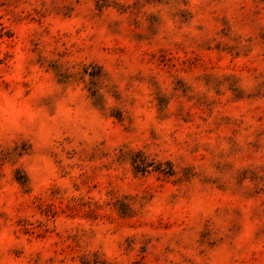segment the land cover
<instances>
[{"label":"rangeland","instance_id":"1","mask_svg":"<svg viewBox=\"0 0 264 264\" xmlns=\"http://www.w3.org/2000/svg\"><path fill=\"white\" fill-rule=\"evenodd\" d=\"M28 2L29 0H0V88L13 87L5 77L10 71L15 55L19 29L33 21L41 25L43 23L42 19L37 20L33 14L35 10L28 11L24 7ZM74 2L83 5L82 18L89 21L93 27L105 26L106 36L98 41L96 34H93L80 39L77 44L69 43L72 39L69 33L52 36L48 28H44L41 34L32 33L29 39L33 45L34 56L25 59L24 75H31L29 69L38 66L40 72L47 74V83L52 85V91L44 95L37 94L28 100V111L35 114L32 123L38 126L45 113L47 116L55 113L56 103L67 98L68 89L75 92L79 88L82 95L77 97L76 104L82 103L85 111L94 109L104 119H108L109 114L113 113L116 120L111 127L116 129V134L109 139L117 146L112 148V152L117 156L124 155V159H120L117 165L121 175L110 178L107 185L116 202L110 208L93 209L79 202L65 205L57 203L54 198L32 199L30 193L26 192L30 189L26 188L27 177L21 157L35 154L30 142L36 141L37 138L23 131L14 132L11 139L7 135L0 138V189L11 186L14 179L20 182L22 190L16 197L17 214L32 211L49 218L60 216L103 218L116 227L114 232L118 230L126 233V230H134L136 234L128 236L123 244L117 242L118 247H123L125 259L122 264H161L160 255L147 247H141L139 250L135 247L136 241L147 239L139 232L147 223L141 216V210L148 203L147 199L151 197L164 199L165 204L174 207L178 196H186L190 190L188 185H191V179L185 185L178 179L183 169L190 167L198 169L194 175L199 178L204 174L206 163L223 174L231 170V165L226 162V155H235L233 137L237 135L238 125L229 115L233 110L232 103L235 102L233 97H229L221 105L216 117L212 118L213 106L220 104L221 101L209 100L206 92L195 91L189 82L202 83L206 89L214 91L222 99L224 96L222 86H226L225 90L229 91L232 87L238 88L242 76L247 74L256 81V84L250 93H242L241 97L238 94L237 98L264 99V23L260 22L264 21V0H251L250 6L248 0H245L240 5L242 20L254 25V31L257 32L256 44L260 51L254 57H249L252 38L242 44L241 37L229 33L225 27L226 21H221L214 13L211 14L212 23L215 25L212 29L215 35L212 38L207 36L208 30L201 24L196 29L202 33L199 37L184 34L180 42L169 41L163 45H160L159 41L153 42L154 37L161 31L166 32L165 20L161 16L163 6H167L164 15L173 20L179 31L181 25L189 23L191 14L186 9L181 12L178 5H187L189 0H133L132 4H128L127 0H74ZM71 4L72 0H60V5L64 9L69 8ZM145 6L149 9L161 7L153 13L144 10ZM111 9H115L117 17L124 16L125 13L127 16L123 20L114 18ZM76 15L79 16L81 13L77 12ZM83 30L82 26L77 30L76 36L79 37ZM43 37L49 39L45 40ZM164 39L166 41L169 39L167 34ZM212 39L218 41L215 47L211 46ZM88 60L93 66L103 65L100 70L93 68L91 78L83 72L86 71ZM21 86L27 87L24 84ZM87 91L94 92V95H88ZM75 106L71 103L66 104L68 108ZM149 112H154V116L146 122L145 114ZM254 112L256 123L261 125L256 135L264 136V106H257ZM181 118L184 124H179ZM209 118H212L211 123ZM167 119L173 121L177 131L187 134L191 144L185 141L184 154L178 155L173 161L156 164L158 153L150 152L149 145L143 143L141 138L147 133L149 140L160 139L156 126L163 124ZM19 120L23 124L27 121V116L22 115ZM227 133L231 135L220 136ZM170 135H174V132ZM212 136H216L215 145L201 143V140ZM221 139L231 145L227 154L223 150L217 151ZM137 142L141 143V147H133ZM21 144L29 147L20 151ZM91 147V156H95L99 146L94 144ZM201 147L207 156L197 152ZM103 155L107 157L109 153L106 151ZM85 158H88V154H85ZM149 159L153 161L148 162ZM104 167L109 166L106 164ZM125 180L128 189L134 195L123 193L121 199L123 191L121 184ZM81 184L89 187V191L97 186L93 182V177L87 174L82 177ZM172 189H176L177 192L165 198L163 192ZM203 190L204 186L201 185V191ZM214 195L217 204L221 206L227 204L223 208L225 213L228 212V207L236 203L230 199L235 197L236 193H228L223 187L221 193ZM245 198L253 205L250 218L259 221L255 233V240L259 241L264 239V188H254L245 194ZM232 212L239 220L240 209L233 207ZM0 218L7 220L6 214L2 211ZM17 223L22 221L18 220ZM174 226L176 224L171 217L151 223L153 229L170 230ZM238 230L239 224L234 221L231 231L235 233ZM29 231L37 239L51 241L49 250L52 256L44 259L38 253L33 264H65L66 260L71 258L74 261L77 256H80L81 264H105L102 253L87 254L85 249L87 244L83 246L81 242L83 236L89 239L94 237V232L82 233L80 237L62 238L60 233L44 229L43 224L39 222ZM170 251L164 248L165 253ZM89 256L92 261H89ZM237 256L233 264H264V250L257 252L245 246ZM57 257L64 259L57 260ZM168 264L172 262L168 261Z\"/></svg>","mask_w":264,"mask_h":264},{"label":"clouds","instance_id":"2","mask_svg":"<svg viewBox=\"0 0 264 264\" xmlns=\"http://www.w3.org/2000/svg\"><path fill=\"white\" fill-rule=\"evenodd\" d=\"M244 2L245 0H211V3L210 0H189L187 5L179 4L181 12L186 9L191 14L189 23L181 25L179 31L173 20L164 15L167 6H163L164 11H161V16L165 20L166 32L161 31L154 37L153 42L159 41L160 45L169 41L180 42L184 34L199 37L202 33L196 29L201 24L208 30L207 36L212 38L215 35L212 31L215 25L212 23L211 14L214 13L221 21H226L225 27L229 33L241 37L242 44L250 37L252 38V44L249 45L251 47L249 57H254L260 51V47L256 44L255 26L242 20L243 13L240 12V5ZM127 3L132 4L133 0H127ZM248 5H251V0H248ZM24 7L28 11L35 10L33 14L37 20L42 19L43 23L41 25L33 21L25 24L18 31L15 55L12 58L10 71L5 77L13 87L0 88V138L7 135L11 139L17 131L27 132L37 138L36 141L30 142L35 154L21 157L27 177L26 188L30 189L26 192L30 193L32 199L54 198L57 203L65 205L79 202L93 209L110 208L116 201L110 194L108 180L121 175L117 165L120 159H124L123 154L117 156L112 152V148L117 145L109 139L116 134V129L111 127L116 117L110 113L108 119H104L94 109L85 111L82 103L76 104L77 97L82 95L80 89L77 88L75 92L68 89L67 98L56 103L55 113L52 116H47L45 113L39 125L36 126L32 123L35 114L28 111L27 102L37 94L50 93L52 85L47 83V74L40 72L38 66L29 69L31 75H24L25 59L34 56L33 45L29 39L32 33L41 34L44 28H48L52 36L58 34L63 36L64 33H69L72 37L69 43L79 44L80 39L93 34H96L98 41L103 40L106 36L105 26L93 27L89 21L83 19L84 7L82 4H75L74 0L67 9L62 8L60 0H29ZM160 7L149 9L145 6L144 10L155 13ZM111 11L114 18L123 20L127 16L125 13L124 16L117 17L115 9ZM77 12L81 15H76ZM260 22L264 23V21ZM82 26L84 30L77 37L76 32ZM165 34L169 37L167 41L164 39ZM142 38L145 39V37ZM43 39L48 40L49 37H43ZM216 42L218 41L212 39L211 46L215 47ZM89 61L86 62L87 68L83 72L91 78L93 68L100 70L103 65L93 66ZM189 83L195 91L206 92L209 100L221 101L220 104L213 106L212 118L216 117L217 112L221 110V105L229 97H233L235 101L232 103L233 110L229 113L231 120L238 125L237 135L233 137L235 155H226V162L231 165V170L221 174L205 163L203 176L197 178L194 173L198 169L192 167L183 169L178 179L184 185L191 179L187 195L178 196L174 207L165 204L164 199L148 198V203L141 210V216L147 223L139 229V232L143 233L147 239L136 241L135 247L137 250L147 247L160 255L161 264H168V261L172 264H233L234 259L238 258V252L245 246L257 252L264 250V239L255 240L259 221L250 218L253 205L245 198V194L254 188H264V136L257 137L256 131L261 125L257 124L254 118L256 115L254 109L257 106H264V99L237 98L238 94L241 97L242 93H250L256 84V81L247 74L242 76L238 88L232 87L229 91L225 90L226 86H222L221 90L224 91L222 99L214 91L206 89L200 82ZM21 84L27 87H22ZM25 93H27L26 96ZM87 94L94 95V92L87 91ZM69 103L76 106L66 107ZM22 115L27 116V121L23 124L19 120ZM145 115L147 122L152 119L154 112ZM212 118H209V123ZM184 123L182 118L179 119V124ZM156 131L160 134V139L149 140L147 133L141 138L143 143L149 145L150 152L158 153L155 159L156 164L173 161L178 155L184 154L185 141L191 144L187 134L177 131L171 119L157 125ZM173 132L174 135H170ZM230 135L231 133H227L220 136ZM201 143L215 145L216 136L201 140ZM94 144L99 148L95 156H91V146ZM28 147L29 145L21 144L20 151ZM133 147H141V143L137 142ZM230 147L226 140L221 139L217 151L223 150L227 154ZM40 149L45 151L40 152ZM106 151L109 153L107 157L103 155ZM197 152L204 156L208 155L202 147L197 149ZM85 154H88V158H85ZM131 155L128 156L129 160ZM152 161V159L148 160V162ZM106 164L109 167L105 168ZM86 174L92 176L93 182L97 185L91 191L89 187L81 184V179ZM201 185L204 186L203 191H201ZM222 187L227 189L228 193H236L235 197L230 198L236 203L228 207L227 213L223 210L227 204L221 206L215 202L214 193H221ZM121 188L123 190L121 199H123V193L134 195L127 187V180L121 184ZM21 190V184L16 179L11 186L0 189V211L7 216V220L0 218V264H33L38 253L44 259L52 256L49 250L51 241L37 239L35 235L30 234L29 230L38 222L43 224L44 229L60 233L62 238L80 237L82 233L94 232L95 236L91 239L87 236L81 238L83 246L87 244L85 248L87 254L99 252L103 254L105 264H113V262L122 264L125 259L123 247H118L117 242L120 241L123 244L128 236L136 234L134 230H126V233L118 230L114 232L116 227L103 218L93 219L88 216L49 218L32 211L17 214L16 197ZM176 192V189H172L163 193L166 198ZM233 207L240 209L239 220L233 215ZM169 217L176 224L170 230L151 227L152 222ZM18 220L22 223H17ZM234 221L239 224V230L235 233L231 231ZM164 248L171 251L165 253ZM59 259L64 257H57V260ZM88 259L92 261L90 256ZM65 264H81L80 256H77L74 261L69 258Z\"/></svg>","mask_w":264,"mask_h":264}]
</instances>
